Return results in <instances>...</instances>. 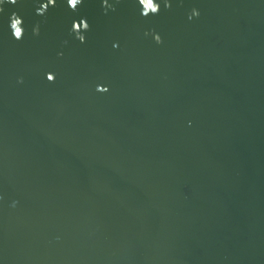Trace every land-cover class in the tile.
I'll return each mask as SVG.
<instances>
[{
  "label": "water",
  "instance_id": "95a60500",
  "mask_svg": "<svg viewBox=\"0 0 264 264\" xmlns=\"http://www.w3.org/2000/svg\"><path fill=\"white\" fill-rule=\"evenodd\" d=\"M156 2L0 5V264H264V0Z\"/></svg>",
  "mask_w": 264,
  "mask_h": 264
},
{
  "label": "clouds",
  "instance_id": "9594fccd",
  "mask_svg": "<svg viewBox=\"0 0 264 264\" xmlns=\"http://www.w3.org/2000/svg\"><path fill=\"white\" fill-rule=\"evenodd\" d=\"M67 5L70 9L75 10L77 6L82 2V0H66ZM4 3H11L15 4L16 0H0V5ZM55 0H46V3H43L40 5V7L36 10L38 15H43L46 11L48 6H54ZM104 6L111 7V5L107 4V0H103ZM138 4L141 6V14L144 16H147L149 14H157L159 11V4L156 2V0H138ZM164 6L170 7L167 0H165ZM114 10V9H113ZM3 11V8L0 7V12ZM199 15V12L196 9H192L191 13L188 16V19L191 20L193 17H197ZM10 23L9 28L11 31V35L16 40H21L23 38L24 29H23V20L20 16H18L15 12L10 14L9 17ZM76 25V26H74ZM88 24L86 20L81 19L79 22H73L71 26V32L75 35V38L79 40L81 43L85 41V36L82 34L83 31H86L88 29ZM33 34L38 35V26L33 27ZM145 35H148V33H145ZM153 39L157 44L162 43L161 37L156 34L152 33ZM117 45H113V47H116ZM55 79L54 75L51 73V75L47 76V81L53 82ZM18 82H22V78L18 80ZM97 90V89H96ZM108 89L104 87L101 90H97L100 92H106Z\"/></svg>",
  "mask_w": 264,
  "mask_h": 264
}]
</instances>
